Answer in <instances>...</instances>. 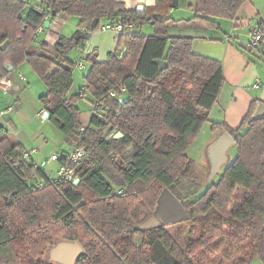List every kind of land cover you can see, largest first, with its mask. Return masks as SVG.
<instances>
[{"label":"trees","instance_id":"16d2710c","mask_svg":"<svg viewBox=\"0 0 264 264\" xmlns=\"http://www.w3.org/2000/svg\"><path fill=\"white\" fill-rule=\"evenodd\" d=\"M29 1L0 0V77L28 63L48 89L40 101L52 106L49 120L70 146L85 147L86 156L78 165L64 159L67 152L58 160L74 168L77 185L40 189L31 175L45 177L44 171L22 158L19 142L0 138V264H57L40 259L58 241L82 245L75 264H264V118L249 123L257 101L236 129L211 122L212 132L226 131L235 140L234 161L194 199L183 201L174 191L195 177V161L186 152L225 84L220 61L195 54L192 37L168 35L175 21L170 11L180 0H157L143 13L118 0H38L43 10L25 15ZM249 1L195 0L189 7L193 20L219 28L217 20H234ZM61 13L79 17L87 31L61 36L54 47L32 48L38 28ZM96 19L94 31L100 21L123 20L152 26L154 34L121 33L122 57L116 52L99 62L94 53L87 56L85 94L70 96L81 63L69 55L85 48ZM258 30V47L244 49L264 59V21ZM53 66L58 70L47 78ZM86 96L96 109L84 125L78 103ZM163 188L188 217L139 228Z\"/></svg>","mask_w":264,"mask_h":264},{"label":"crops","instance_id":"0c3cea01","mask_svg":"<svg viewBox=\"0 0 264 264\" xmlns=\"http://www.w3.org/2000/svg\"><path fill=\"white\" fill-rule=\"evenodd\" d=\"M119 2H123L125 7L129 10H136L140 6L144 8L143 12L147 8H151L156 5L157 0H118ZM195 0H180L179 7L177 9H172L170 11L171 15L173 16V22L169 23L168 25V35L169 36H184V37H192L194 39L193 42V52L195 54L209 57L212 59H216L222 63L223 66V73L225 77V84L223 89L219 95V100L225 87L229 90V97H225V104L221 106L222 113L224 115V120L227 125L233 129H236L240 123L242 122L245 115L248 113L250 105L252 102L263 101L264 102V83L260 79L262 74L259 71V68L264 70L257 65L253 58L247 57L245 60V54L240 51L241 48L247 47V44H243L238 42H231L230 35L232 36L235 32L245 25H249L252 21L260 17V13L257 12V7L251 2H247L243 5V7L239 10L237 17L234 20H217L218 27H210L205 23L199 20H193L195 15L194 11L190 9V5L194 4ZM43 7L38 5L30 6V9L36 10H43ZM27 10V12L29 11ZM142 12V13H143ZM27 14V13H26ZM25 14V15H26ZM189 15V17H186ZM47 20L50 21L49 27L46 29L43 26V30L37 35L35 41L32 43V48L39 49L42 46H49L54 47L61 36L65 37H72L77 31H83V28H86L82 25L81 20L79 17H70L65 14H59L57 17H48ZM264 21V20H261ZM260 21V22H261ZM105 22L106 25L110 23L107 20L100 21V24ZM105 25V26H106ZM229 25V29H231L230 33H224L223 26ZM259 25V24H258ZM104 27V26H103ZM152 26H140L135 25L134 30H139L138 33L142 34L144 29H148V34L152 35L154 28ZM228 28V27H227ZM153 29V30H152ZM222 31L223 35L215 36L212 35L210 31ZM104 32H111L114 34L113 39L118 45L119 35L112 30H102ZM244 47H243V46ZM102 46V45H101ZM240 47V48H239ZM81 53L82 58H86L87 56L94 55L97 58V61L103 62L102 59H99V52L100 50L95 47V43H87L85 48L82 49ZM117 52V51H116ZM110 56V55H109ZM252 56L256 57L252 54ZM109 57H107L108 59ZM257 58V57H256ZM99 59V60H98ZM243 59L245 60V64L243 63ZM81 63V62H79ZM82 64V63H81ZM85 69V66L82 64V68ZM36 78L38 76L33 72L31 67L28 63H24L17 69L10 68V74L5 77L9 80L11 87L8 94H3L0 90V110L6 109L9 106L13 107V111L5 116L2 120V125L0 128L1 134L0 138L8 137L14 141L19 142L23 148V141L26 140V137L20 135V130L18 127V122L20 119V114L22 113L21 108V97L26 94L28 88H26L27 84L29 85V80L27 77L28 75H32ZM252 75V78H256V81L253 83V92L245 90V86L249 83L248 76ZM259 83V87L255 88L254 85ZM247 84V85H246ZM249 88V85H248ZM262 92H259L261 91ZM255 91V92H254ZM47 93H44L45 95ZM42 95V96H43ZM243 99L241 105H238L239 101L237 97ZM41 96L38 97L40 99ZM219 103V102H218ZM217 106V105H215ZM216 109L215 107L212 109L211 112ZM46 110V107L37 112V117H41ZM239 114V115H238ZM0 120V121H1ZM3 123H7L9 129H3ZM9 130H16L18 132V139L9 136ZM222 133V132H220ZM16 135V133L14 132ZM220 135V134H219ZM71 149V147H69ZM69 149V150H70ZM68 149L64 150V152H68ZM59 154V155H61ZM39 156V154H38ZM38 156L35 158L36 161L39 162ZM50 172V171H49ZM257 260L252 262L251 264H257Z\"/></svg>","mask_w":264,"mask_h":264},{"label":"rangeland","instance_id":"374dc122","mask_svg":"<svg viewBox=\"0 0 264 264\" xmlns=\"http://www.w3.org/2000/svg\"><path fill=\"white\" fill-rule=\"evenodd\" d=\"M251 2L257 7V12H259L261 16L258 17L257 19L255 18V20L252 21L249 25H245L240 29H238L235 32V34H233L232 36L230 35V37H232L230 39L231 42L236 43V41L238 40V42L248 45V43L251 42L252 40L253 32L258 30V24L260 23L261 20H264V0H251ZM34 5L43 7V4L38 0H30L28 4V8L25 10V14L27 13V10H29V7ZM186 17H189V15H187ZM105 25L106 23L102 22L100 24V27L96 31L90 33V39L88 41L89 43H95V47H97L100 50L99 59H102V61H106L109 55H113L116 53V51L120 52L123 49V48H118L117 43L113 39L114 34H112L111 32H104L100 29ZM146 26L149 27L148 25ZM134 31L137 32V30ZM222 31L224 33L227 32L230 33L231 29H229V25H227L225 27L223 26ZM222 31L212 30L210 32L212 33V35L219 36V35H223ZM142 35H149L148 29H144L142 31ZM240 51H242L245 54L246 56L245 60H247V57L248 58L250 57L251 59L253 58V61H255L258 66L264 68V59L262 57L256 58L252 56V54L247 49L244 48H241ZM69 57L76 64H79V62H81L85 66V69H81L79 65L78 66L76 65L73 70L74 83L69 94L71 96V95H78L81 89L84 87V77L89 72L90 64L86 60V58H82V55L79 52L72 51ZM245 60L243 59L244 64H245ZM259 71L262 74V77H260V79L264 83V70L259 68ZM27 77L29 80V85L27 84L26 86V88H28V91L26 92V94H24L21 97V105H19V108H21L22 113L20 114V119L17 122L19 124L18 127L21 133L20 135L24 136V138L26 137V140L23 141V148L29 150L30 149L38 150L39 156L38 155L37 156L39 158V162L38 161L37 162L43 165L46 161H48L52 157L53 154H61L64 150L66 149L69 150L70 149L69 147L73 148L74 146H70L64 135H62L57 130V128L50 120H44L43 115L41 117L36 116L37 112L43 108V104L41 103L40 99H38V97L42 96L44 93H47L48 89L44 84V82L41 79H39V77L36 78L33 76V74L32 75L27 74ZM248 79L250 83L248 84L249 88L248 85L246 84L247 86H245V90L250 91V93H252L253 83L254 81H256V78H252V75H250L248 76ZM224 91L226 92L222 93L220 100L218 99L219 103L217 102L216 104L217 106H215L216 109H214V111L209 114V122L205 123L196 141L189 147V149L186 152L187 155L195 161V177L191 180L190 179L182 180L175 185L174 191L179 195V197L183 201L192 200L195 197H197L205 189V187L212 181L216 180V178L219 175L218 174L212 180L209 179L211 166L207 156V149L209 145L219 137V134H221L220 132L211 131V122H225L224 120L225 114L222 113L221 106L225 104V97H229L230 94L228 95L229 93L228 88L225 87ZM259 92H262V90ZM237 98L239 101L238 105H241L243 99L240 98L239 96ZM78 107L81 110V121L83 122L84 125H86L90 120V117L92 115V109L94 107L92 105V102L90 101L89 96L80 99L78 103ZM94 109L96 108L94 107ZM1 125H2V120L0 121V126ZM3 126H4L3 129H6L4 123ZM1 130L2 128H0V132ZM14 132L16 133V135L14 134ZM8 133L10 137H13L15 139H18L19 137L18 132L16 130L15 131L9 130ZM235 157H236V150L232 147L229 151V161L226 164V166L232 163ZM58 166H59L58 162L51 161L47 163V165H44L43 167L47 171H50L51 173L54 174L56 173ZM224 167L222 168V171L224 170ZM135 241L136 243L140 244L141 242L140 237H137ZM48 256H49V251L47 250V252L44 253V255L40 260H47ZM222 260L225 261L223 258ZM256 263L262 264L258 260L256 261Z\"/></svg>","mask_w":264,"mask_h":264},{"label":"water","instance_id":"95a60500","mask_svg":"<svg viewBox=\"0 0 264 264\" xmlns=\"http://www.w3.org/2000/svg\"><path fill=\"white\" fill-rule=\"evenodd\" d=\"M144 8L140 6L137 11L142 13ZM99 20L96 19L90 26V32H93L98 25ZM50 25V21H45V28ZM82 52V49H79ZM161 68L166 66V63L159 62ZM58 68L56 66L51 67L46 77L50 78ZM154 86L150 85L149 89L152 91ZM52 106H48L43 114L44 120H49L51 117ZM264 118V102L260 101L249 120V123L258 119ZM117 138H122L121 133H116ZM236 144L233 137L226 131L222 132L219 137L214 140L207 149V156L210 161V180L214 179L221 173L222 168L226 166L229 161V151ZM80 179H76L74 182L77 185ZM188 217V213L182 204V202L168 189L163 188L161 194L158 197L155 210L153 214L144 220L139 228L148 229L157 227L159 225H170L174 222L184 220ZM84 254V249L78 241H58L49 250V261L57 264H75L77 259Z\"/></svg>","mask_w":264,"mask_h":264},{"label":"built area","instance_id":"2783aa9c","mask_svg":"<svg viewBox=\"0 0 264 264\" xmlns=\"http://www.w3.org/2000/svg\"><path fill=\"white\" fill-rule=\"evenodd\" d=\"M23 2H27L29 0H22ZM134 24L129 21H123L119 20L115 23H108L106 26L102 27V30H112L118 35H120L123 32H132L134 30ZM43 30V26L39 27L37 32L34 35V39H36L37 35ZM87 31V28H83V32ZM261 32L259 30L254 31L252 35V40L251 42L248 43L249 48H256L259 45V42L261 40ZM125 49L121 50L118 52L119 57L123 56ZM79 67L82 68V64H79ZM11 84L7 78H2L0 77V90L2 91L3 94H8L10 90ZM255 88L259 87V83L254 85ZM85 94V89L81 90L79 93L80 97H83ZM112 96H114V93H111ZM13 111V107L9 106L6 109L0 110V118L4 119L6 115L11 113ZM95 112V110L93 111ZM6 129L8 130V124L5 123ZM39 154V151L36 149H22V158L25 160L32 161L35 164L36 168H40L44 171L46 174L45 177H41L38 172H34L31 175V180L35 182L38 188H44L48 184L50 185H56L61 182H67V183H73L76 181L75 178V170L72 166L70 165H63L59 164L58 169L56 170V173H51L47 171L43 166L47 165V163L51 161H56L58 162L60 155L59 154H53L52 157L46 161L43 165L38 163L36 161V156ZM86 156V150L85 147L81 146H75L71 148L67 153L64 154V159L67 162H70L74 165H78Z\"/></svg>","mask_w":264,"mask_h":264}]
</instances>
